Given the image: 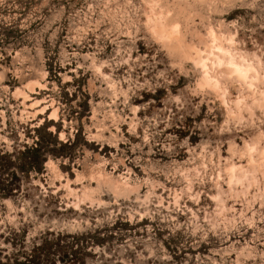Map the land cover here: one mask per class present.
<instances>
[{
	"label": "clouds",
	"instance_id": "obj_1",
	"mask_svg": "<svg viewBox=\"0 0 264 264\" xmlns=\"http://www.w3.org/2000/svg\"><path fill=\"white\" fill-rule=\"evenodd\" d=\"M0 264H264V0H0Z\"/></svg>",
	"mask_w": 264,
	"mask_h": 264
},
{
	"label": "rangeland",
	"instance_id": "obj_2",
	"mask_svg": "<svg viewBox=\"0 0 264 264\" xmlns=\"http://www.w3.org/2000/svg\"><path fill=\"white\" fill-rule=\"evenodd\" d=\"M0 164H3V166H7V162H0Z\"/></svg>",
	"mask_w": 264,
	"mask_h": 264
}]
</instances>
